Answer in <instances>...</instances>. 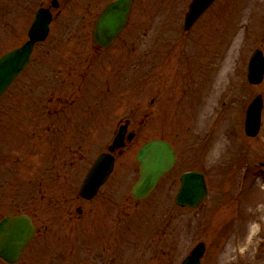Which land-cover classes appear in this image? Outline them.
I'll use <instances>...</instances> for the list:
<instances>
[{
  "label": "rangeland",
  "instance_id": "obj_1",
  "mask_svg": "<svg viewBox=\"0 0 264 264\" xmlns=\"http://www.w3.org/2000/svg\"><path fill=\"white\" fill-rule=\"evenodd\" d=\"M51 1L41 0L32 15V5L20 11L14 0H0V56L26 42L38 7H51ZM57 1L50 38L0 100V220L32 212L24 201L11 204L9 193L32 190L27 168L37 164L14 163L17 149L27 145L46 155L44 171L56 168L49 178L43 173L41 191L68 220L55 235L53 226L41 231L18 264H180L200 242L206 244L201 264H264V80L257 86L247 82L252 54L264 53V0H217L187 34L182 23L192 0H133L127 28L102 53L92 32L112 0ZM154 38L161 42L155 46L158 66L165 55L168 60L148 82L154 77L145 70L149 55L154 51L157 59ZM79 70L84 100L70 96L78 81L69 75ZM65 80L72 83L55 92V84ZM258 95L262 127L249 138L245 114ZM47 110L57 114L51 133ZM62 113L70 124L62 122ZM126 120L137 139L122 150L99 200L84 203L78 192L88 169ZM154 138L173 146L176 165L147 200L137 202L130 194L138 179L136 155ZM68 145L78 157L71 153L65 170L57 166L61 157L54 165L49 153ZM187 171L204 173L208 185L205 202L195 210L174 203ZM20 195L27 200L24 191Z\"/></svg>",
  "mask_w": 264,
  "mask_h": 264
},
{
  "label": "water",
  "instance_id": "obj_2",
  "mask_svg": "<svg viewBox=\"0 0 264 264\" xmlns=\"http://www.w3.org/2000/svg\"><path fill=\"white\" fill-rule=\"evenodd\" d=\"M214 1L193 0L186 15L185 30H189ZM54 5L57 6V3L54 2ZM131 5L132 0H113L105 7L97 19L93 33V40L98 46L108 48L115 41L127 24ZM50 20L48 11H40L29 31L30 41L21 49L0 59V98L29 63L34 45L47 38ZM263 75L264 59L261 51L258 50L254 53L249 65V82L259 84L262 82ZM261 110L262 99L259 96L252 102L247 112L245 130L248 136L254 137L258 134ZM127 125L120 128L113 145L109 148L111 152L124 147ZM133 136L134 134H130L128 140H131ZM136 160L140 165V177L132 188L131 194L136 199L143 200L156 188L159 180L174 167L175 153L168 143L154 140L141 148ZM113 167V156L100 155L83 181L80 196L92 199L108 180ZM206 195L207 186L204 176L198 172H188L181 177V188L175 202L181 207L195 208L203 202ZM33 235L34 227L27 217L4 219L0 223V257L8 263H15ZM204 253L205 244L200 243L182 264H200Z\"/></svg>",
  "mask_w": 264,
  "mask_h": 264
},
{
  "label": "flooded vegetation",
  "instance_id": "obj_3",
  "mask_svg": "<svg viewBox=\"0 0 264 264\" xmlns=\"http://www.w3.org/2000/svg\"><path fill=\"white\" fill-rule=\"evenodd\" d=\"M81 73L78 75L79 77H81ZM73 75L70 74L69 77H72ZM53 117V116H52ZM49 130H51V128H48ZM61 149L63 151H55L52 150V161L55 165V160L56 157H61V159H59L61 161V163H59V166L61 165H66L67 161L71 158V146H62ZM55 151V152H53ZM55 168V167H54ZM53 167H50L48 169V174L46 175L47 177L51 176V173L53 172ZM56 169V168H55ZM43 191L41 190H36L33 191L32 194L28 195V200L26 201V203L24 204L25 207L29 208L32 210L31 211H27V212H22L24 214H26L27 216H29L35 227H36V236L34 238V240L30 243V245L28 246V248L26 250H24V252L22 253L21 259L25 256V253L34 246V243L38 241H40V237H42L41 233H39L41 231V228L43 230V232H45V229L48 230V227L50 226H56L57 221L60 220L61 218H63L65 216V212H62L59 214L60 209L58 206H55V202L50 201L47 198L46 195L42 194ZM56 194V192H55ZM57 196H59L58 194H56ZM39 197H42V201H47L51 206H52V211L49 213H42L39 209ZM15 198V197H14ZM14 204L18 203V200H13L12 201ZM61 205V209H63L65 211V208H67V203L65 201L62 200V202L59 203ZM1 205L2 208H6L8 207V201H7V196L3 195L1 197ZM59 214V216H58ZM39 228V231L37 230ZM57 234L56 232H54V235ZM0 262H3L4 264H7L5 261L0 259Z\"/></svg>",
  "mask_w": 264,
  "mask_h": 264
}]
</instances>
